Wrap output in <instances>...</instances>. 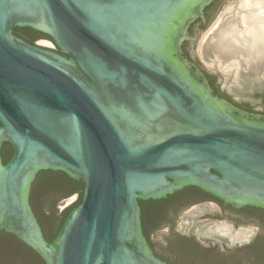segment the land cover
Masks as SVG:
<instances>
[{
    "label": "water",
    "instance_id": "1",
    "mask_svg": "<svg viewBox=\"0 0 264 264\" xmlns=\"http://www.w3.org/2000/svg\"><path fill=\"white\" fill-rule=\"evenodd\" d=\"M212 1L0 0V231L45 264H168L144 235L140 201L198 187L264 209V120L216 96L179 49ZM46 170L85 183L51 242L30 204Z\"/></svg>",
    "mask_w": 264,
    "mask_h": 264
},
{
    "label": "flooded vegetation",
    "instance_id": "2",
    "mask_svg": "<svg viewBox=\"0 0 264 264\" xmlns=\"http://www.w3.org/2000/svg\"><path fill=\"white\" fill-rule=\"evenodd\" d=\"M224 1L219 0L206 13L204 8L202 13L187 26L180 41V52L183 55L182 46L185 45L187 57L183 56L190 62L194 70H199L202 73L205 82L214 93L206 73L211 75V79L219 91V94L214 93L216 96L226 100L235 109L248 117L264 120V33L256 27L251 29L248 25L250 30L256 32V35L250 34L241 21L242 8L237 16L233 15L227 22H224L222 28L224 43L227 46H237L242 53L243 61L249 60L248 62H252L251 65H246L245 70L243 69V77L240 80V84L224 83V76L218 71L207 69L197 53L196 42L199 35L214 19ZM255 1L264 3V0ZM263 11L264 9L257 14L262 15ZM22 39L30 44L38 45L36 41L31 43L24 38ZM39 39L48 38L41 37ZM63 55L69 57L68 54ZM193 194V191H189L187 194L184 193L170 201L166 206H160L156 210L148 209L150 219L156 212H158L161 219L162 224L151 236L153 240L160 244L159 249L167 246L169 243L167 236L172 233L191 238L193 242L198 244L200 249H211L213 251H227L223 244H227L230 241V238L225 234L231 231L239 233L237 242L246 243L245 246L236 249H244L257 241L264 244V224L259 214L242 213L239 210L240 208L235 206L231 208L228 206L230 204L208 193L198 197L193 196ZM69 197L61 199L63 200L62 202L59 200L57 206L59 207ZM226 225L229 226V230L226 229ZM23 244L25 243L15 235L0 231V263L3 260L5 251H7L10 259L16 260L18 257L16 250ZM260 249H264V246Z\"/></svg>",
    "mask_w": 264,
    "mask_h": 264
},
{
    "label": "trees",
    "instance_id": "3",
    "mask_svg": "<svg viewBox=\"0 0 264 264\" xmlns=\"http://www.w3.org/2000/svg\"><path fill=\"white\" fill-rule=\"evenodd\" d=\"M218 1L219 0H214L207 5L204 12L206 13L207 10ZM193 24H191V26H193ZM13 33L31 43H34L41 37L51 40L49 36L30 27H14ZM182 48L183 55L187 57L185 45H183ZM206 77L209 79L214 93L219 94L218 88L211 79V75L206 73ZM1 153L4 163H7L13 154V148L10 143H4ZM84 189L85 183L82 180L73 179L62 171L46 170L38 173L31 187L30 204L41 225L44 237L48 242H51L57 236L71 209L82 201ZM189 191H193V196L197 197L202 194H207L197 187H187L168 195V197L164 199L139 202L141 206L144 235L154 253L159 258L166 261L168 264H264V249H260L264 244L259 241L251 243L244 249H236L234 252L213 251L211 249H200L198 244L193 242L191 238L172 233L167 236L169 239L167 246L159 249L160 244L153 240L151 236L158 229L159 225L162 224L161 219L158 212L150 219L148 209L156 210L160 206H166L170 201L184 193L187 194ZM74 194H80L78 202L60 211L57 206L58 201ZM228 206L233 208L232 205ZM239 210L246 214H259L264 224V209L246 206ZM16 251L18 252L16 260L10 259L7 251H5V255L0 264H45L42 257L25 244L20 245L19 249Z\"/></svg>",
    "mask_w": 264,
    "mask_h": 264
},
{
    "label": "rangeland",
    "instance_id": "4",
    "mask_svg": "<svg viewBox=\"0 0 264 264\" xmlns=\"http://www.w3.org/2000/svg\"><path fill=\"white\" fill-rule=\"evenodd\" d=\"M244 1L246 0H227L220 12L207 26L198 43V55L206 68L211 71L220 72L231 84L238 85L243 77V69L245 70L246 65H251L252 62H248L249 60L243 61L242 53L237 46H227L224 43L222 38L223 23L227 22L233 15L237 16L241 8L243 10L241 13V21L242 16L246 15L249 17L264 9V3L262 2H255L253 0L252 6H245ZM255 3L257 5L254 6ZM262 15H264V11ZM245 26L250 34L256 35V32L250 30L248 25ZM36 43L46 48L55 49L53 42L47 39H39ZM77 198L78 194H74L66 199L65 203L59 206L60 211H63L75 202Z\"/></svg>",
    "mask_w": 264,
    "mask_h": 264
},
{
    "label": "bare ground",
    "instance_id": "5",
    "mask_svg": "<svg viewBox=\"0 0 264 264\" xmlns=\"http://www.w3.org/2000/svg\"><path fill=\"white\" fill-rule=\"evenodd\" d=\"M256 2V1H255ZM244 5L245 6H252L253 5V0H246L244 1ZM257 5L256 3L254 4V6ZM255 8V7H254ZM242 21L245 25H249L251 27V29H255V27L258 30H262V32L264 33V15H258L256 13V15H252V16H242ZM231 241H238L239 240V233H233L230 236Z\"/></svg>",
    "mask_w": 264,
    "mask_h": 264
}]
</instances>
